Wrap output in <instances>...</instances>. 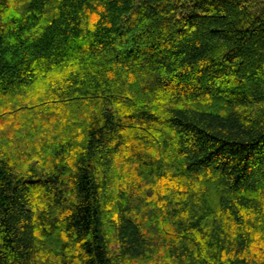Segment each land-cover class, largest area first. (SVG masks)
<instances>
[{
  "label": "trees",
  "instance_id": "1",
  "mask_svg": "<svg viewBox=\"0 0 264 264\" xmlns=\"http://www.w3.org/2000/svg\"><path fill=\"white\" fill-rule=\"evenodd\" d=\"M0 264H264V0H0Z\"/></svg>",
  "mask_w": 264,
  "mask_h": 264
}]
</instances>
